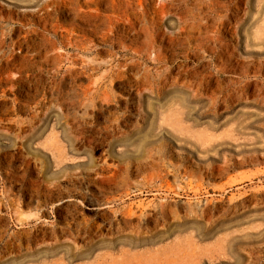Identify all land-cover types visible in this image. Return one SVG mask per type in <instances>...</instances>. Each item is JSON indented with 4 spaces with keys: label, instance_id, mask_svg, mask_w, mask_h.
<instances>
[{
    "label": "rangeland",
    "instance_id": "374dc122",
    "mask_svg": "<svg viewBox=\"0 0 264 264\" xmlns=\"http://www.w3.org/2000/svg\"><path fill=\"white\" fill-rule=\"evenodd\" d=\"M263 109L264 0H0V264H264V163L219 168L232 129L245 127L250 154L264 152ZM180 118L192 130L211 125L214 171L191 157L192 143L179 146L181 129L189 134Z\"/></svg>",
    "mask_w": 264,
    "mask_h": 264
},
{
    "label": "bare ground",
    "instance_id": "6f19581e",
    "mask_svg": "<svg viewBox=\"0 0 264 264\" xmlns=\"http://www.w3.org/2000/svg\"><path fill=\"white\" fill-rule=\"evenodd\" d=\"M134 1H135V0H134ZM124 2H125V0H124ZM171 2H172V1H171ZM171 2H170V3H171ZM137 3H138V2H137ZM167 3H169V2L167 1ZM212 3H213V2H212ZM123 4H124V3H123ZM135 4H136V3H135ZM173 4H174V3H173ZM203 4H204V2H203ZM231 4H232V2H231ZM170 5L172 6V3H171ZM201 5H202V4H201ZM210 5H211V4H210ZM113 6H114V5H113ZM136 6H137V5H136ZM151 6H152V5H151ZM164 6H166V5H164ZM207 6H208V5H207ZM207 6H206V7H207ZM211 6H212V5H211ZM215 6H217V4H216ZM153 7H154V4H153ZM167 7H168V6H167ZM167 7H166V8H167ZM208 7H209V6H208ZM114 8H115V7H114ZM154 8H155V7H154ZM174 8H175V7H174ZM198 8H199V7H198ZM200 8H201V7H200ZM155 9H156V8H155ZM155 9H154V10H155ZM159 9H161V8H159ZM163 9H164V7H162V10H163ZM208 9H210V8H208ZM218 9H219V8H218ZM120 10H121V9H120ZM143 10H144V9H143ZM146 10H147V9H146ZM146 10H145V11H146ZM152 10H153V9H152ZM154 10H153V11H154ZM165 10H166V9H165ZM213 10H214V8H213ZM127 11H128V10H127ZM148 11H149V10H148ZM148 11H147V12H148ZM157 11H158V10H157ZM157 11H156V12H157ZM159 11H160V10H159ZM198 11H199V10H198ZM121 12H122V10H121ZM136 12H137V11H136ZM136 12H135V14H136ZM163 12H164V11H163ZM163 12H162V13H163ZM167 12H168V10H166L165 14H167ZM169 12H170V11H169ZM176 12H177V11H176ZM203 12H204V11H203ZM214 12H215V11H214ZM124 13H125V12H124ZM130 13H131V12H130ZM157 13H158V12H157ZM211 13H212V12H211ZM135 14H134V16H136ZM159 14H160V13H159ZM159 14H158V15H159ZM165 14H164V15H165ZM171 14H173V12H172ZM177 14H178V13H177ZM214 14H215V13H214ZM216 14H217V13H216ZM123 15H126V14H123ZM152 15H154V13H153ZM174 15H176L175 12H174ZM181 15H182V14H181ZM218 15H220V13H219ZM120 16H121V15H120ZM128 16H129V15H128ZM137 16H138V15H137ZM150 16H151V15H150ZM178 16L180 17V14H179ZM205 16H206V15H205ZM141 17H142V16H141ZM183 17H184V16H183ZM203 17H204V16H203ZM203 17H201V18H203ZM206 17H207V16H206ZM145 18H146V17H145ZM147 18H148V17H147ZM218 18H219V17H218ZM134 19H135V18H134ZM199 19H200V17H199ZM136 20H137V19H136ZM141 20H142V19H141ZM143 20H144V18H143ZM143 20H142V21H143ZM145 20H146V19H145ZM147 20H149V19H147ZM147 20H146V21H147ZM205 20H206V19H205ZM210 20H211V19H210ZM217 20H218V19H217ZM153 21H154V20H153ZM159 21H160V20H159ZM207 21H208V20H207ZM213 21H214V20H213ZM135 22H136V21H135ZM147 22H148V21H147ZM151 22H152V20H151ZM208 22H209V21H208ZM215 22H216V21H215ZM215 22H214V23H215ZM144 23H145V22H144ZM214 23H213V25H214ZM141 24H142V23H141ZM204 24H205V23H204ZM127 25H128V24H127ZM129 25H130V24H129ZM207 25H208V24H207ZM140 26H141V25H140ZM144 26H147L146 23L144 24ZM148 26H149V24H148ZM148 26H147V27H148ZM195 26H196V25H195ZM205 26H206V25H205ZM201 27H202V26H201ZM203 27H204V26H203ZM210 27H211V26H210ZM130 28H131V27H130ZM136 28H137V27H136ZM142 29H143V27H142ZM144 29H145V27H144ZM146 29H147V28H146ZM93 30H94V29H92V31H93ZM196 30H197V29H196ZM202 30H203V29H202ZM202 30H201V31H202ZM205 30H207V29H205ZM131 31H132V30H131ZM141 31H143V30H141ZM147 32H148V30H147ZM204 32H205V31H204ZM207 32H209V30H208ZM210 32H211V30H210ZM212 32H213V30H212ZM133 33H134V32H133ZM144 33H146V32H144ZM205 33H206V32H205ZM206 34H207V33H206ZM214 34H215V33H214ZM133 35H134V34H133ZM217 35H219V34H217ZM146 36H147V35H146ZM152 36H153V35H152ZM200 36H201V35H200ZM202 36H203V35H202ZM214 36H215V35H214ZM147 37H148V36H147ZM214 38H215V37H214ZM171 39H172V38H171ZM173 39H174V38H173ZM192 39H193V38H192ZM215 39H217V38H215ZM68 40H69V39H68ZM73 40H74V39H73ZM182 41H183V40H182ZM182 41H181V42H182ZM186 41H188V40H186ZM163 42H164V40H163ZM205 42H206V41H205ZM210 42H211V41H210ZM212 42H213V41H212ZM70 43H71V42H70ZM169 43H170V42H169ZM182 43H183V42H182ZM198 43H199V42H198ZM206 44H207V43H206ZM208 44H209V43H208ZM182 45H183V44H182ZM189 45H190V44H189ZM192 45H193V44H192ZM198 45H199V44H198ZM198 45H197V46H198ZM211 45H212V44H211ZM215 45H216V44H215ZM195 46H196V45H195ZM181 47H182V46H181ZM183 47H184V46H183ZM187 47H188V46H187ZM209 47H211V46H209ZM123 48H124V47H123ZM199 48H201V47H199ZM212 48H213V47H211L209 50L211 51ZM217 48H218V47H217ZM133 49H135V48H133ZM139 49H140V48H139ZM203 49H204V48H203ZM128 50H129V49H128ZM130 50H131V49H130ZM141 50H142V49H141ZM156 50H157V48H156ZM193 50H194V49H193ZM217 50H218V49H217ZM232 50H233V49H232ZM132 51H133V50H132ZM138 51H139V50H138ZM162 51H163V50H162ZM202 51H203V50H202ZM136 52H137V51H136ZM160 52H161V51H160ZM186 52H187V51H186ZM213 52H214V50H213ZM137 53H138V52H137ZM161 53H162V52H161ZM195 53H196V51H195ZM195 53H194V54H195ZM202 53H204V52H202ZM139 54H141V53H139ZM157 55H158V54H157ZM192 55H193V54H192ZM192 55H191V56H192ZM214 55H215V54H214ZM219 55H220V54H219ZM187 56H188V55H187ZM197 56H198V55H197ZM161 57H162V56H161ZM209 57H210V56H209ZM159 58H160V57H159ZM156 59H157V58H156ZM130 60H131V59H130ZM130 60H129V61H130ZM208 60H209V59H208ZM241 60H242V59H241ZM219 61H220V58H219ZM124 62H125V61H124ZM207 62H209V61H207ZM129 63H130V62H129ZM157 63H158V62H157ZM209 63H210V62H209ZM235 63H237V62H235ZM127 64H128V63H127ZM130 65H131V64H130ZM204 65H205V64H204ZM208 65H209V64H208ZM216 65H217V64H216ZM223 65H224V64H223ZM238 65H239V64H238ZM117 66H118V65H117ZM119 66H120V65H119ZM126 66H127V65H126ZM199 66H200V65H199ZM201 66H202V65H201ZM220 66H222V65L220 64ZM115 67H116V66H115ZM120 67H121V66H120ZM127 67H129V66H127ZM194 67H195V66H194ZM196 67H197V66H196ZM205 67H206V66H205ZM232 67H233V66H232ZM186 68H187V67H186ZM198 68H199V67H198ZM198 68H197V69H198ZM219 68H221V67H219ZM226 68H227V67H226ZM112 69H113V68H112ZM116 69H117V68H116ZM118 69L120 70V68H118ZM179 69H180V68H179ZM191 69H192V68H191ZM230 69H231V67H230ZM243 69H244V68H243ZM119 70H118V71H119ZM184 70H185V67H184ZM199 70H200V69H199ZM224 70H225V69H224ZM118 71H117V72H118ZM168 71H169V70H168ZM180 71H181V70H180ZM196 71H197V70H196ZM210 71H211V70H210ZM109 72H110V71H109ZM109 72H108V73H109ZM197 72H198V71H197ZM207 72H209V71H207ZM216 72H217V71H216ZM119 73H121V72H119ZM122 73H123V72H122ZM122 73H121V75H122ZM162 73L164 74V72H162ZM162 73H161V74H162ZM191 73H192V72H191ZM193 73H194V72H193ZM201 73H202V72H201ZM205 73H206V72H205ZM213 73H214V72H213ZM111 74H112V73H111ZM159 74H160V73H159ZM208 74H209V73H208ZM208 74H207V75H208ZM164 75H165V74H164ZM167 75H169V74H167ZM179 75H180V74H179ZM185 75H186V74H185ZM190 75H192V74H190ZM201 75H202V74H201ZM209 75H210V74H209ZM209 75H208V76H209ZM216 75H217V74H215V76H216ZM115 76H116V75H115ZM154 76H155V75H154ZM160 76H161V75H160ZM211 76H212V75H211ZM215 76H214V77H215ZM116 77H117V76H116ZM118 77H119V76H118ZM165 77H166V76H165ZM182 77H183V75H182ZM186 77H187V76H186ZM191 77H192V76H191ZM205 77H206V76H205ZM153 78H155V77H153ZM161 78H162V77H161ZM169 78H171V77H169ZM197 78H198V76H197ZM216 78H217V77H216ZM216 78H215V79H216ZM147 79H148V76H147ZM159 79H160V77H159ZM172 79H173V78H172ZM178 79H179V77H178ZM182 79H184V78H182ZM201 79H202V77H201ZM206 79H208V78L206 77ZM206 79H205V80H206ZM209 79H210V78H209ZM156 80H157V79H156ZM165 80H166V79H165ZM185 80H187V79H185ZM189 80H190V77H189ZM192 80H193V79H192ZM213 80H214V79H213ZM136 81H137V80H136ZM162 81H163V79H162ZM168 81H169V79H168ZM168 81H167V83H168ZM176 81H177V80H176ZM202 81H203V80H202ZM216 81H217V80H216ZM150 82H151V81H150ZM160 82H161V81H160ZM164 82H165V81H164ZM177 82H178V81H177ZM185 82H186V81H185ZM192 82H193V81H192ZM195 82H196V81H195ZM228 82H229V81H228ZM155 83H157V82H155ZM179 83H180V82H179ZM181 83H182V82H181ZM181 83H180V84H181ZM197 83H198V82H197ZM203 83H204V82H203ZM203 83H202V84H203ZM207 83H208V82H207ZM217 83H218V82H217ZM231 83H232V81H230V84H231ZM142 84H143V83H142ZM174 84H175V83H174ZM187 84H188V83H187ZM194 84H196V83H194ZM210 84H211V83H210ZM220 84H221V83H220ZM140 85H141V84H140ZM140 85H139V86H140ZM165 85H167V84H165ZM175 85H176V84H175ZM177 85H178V84H177ZM185 85H186V84H185ZM197 85H198V84H197ZM227 85H228V84H227ZM233 85H234V84H233ZM139 86H137V87H139ZM158 86H159V84H158ZM160 86H161V85H160ZM191 86H192V85H191ZM211 86H212V85H211ZM150 87H151V86H150ZM155 87H156V86H155ZM181 87H183V86H181ZM188 87H189V86H188ZM188 87H187V88H188ZM203 87H204V84H203ZM229 87H230V86H229ZM233 87H234V86H233ZM139 88H140V87H139ZM158 88H159V87H158ZM163 88H164V87H163ZM163 88H161V89H163ZM185 88H186V86H185ZM190 88L192 89L193 87H190ZM200 88H202V87H201V85H200V83H199L197 89L199 90ZM217 88H218V87H217ZM221 88H222V87H221ZM223 88H225V87H223ZM231 88H232V87H231ZM231 88H230L229 90H231ZM241 88H242V87H241ZM149 89H150V88H149ZM178 89H180V87H179ZM227 89H228V88H227ZM155 90H156V89H155ZM173 90H174V88H173ZM205 90H206V89H205ZM241 90H242V89H241ZM159 91H160V90H159ZM184 91H185V89H184ZM187 91H188V90H187ZM189 91H190V90H189ZM191 91H192V90H191ZM194 91H195V90H194ZM194 91H193V92H194ZM208 91H209V90H208ZM211 91H213V90H211ZM211 91H210V92H211ZM214 91H215V90H214ZM239 91H240V90H239ZM162 92H164V91L162 90L161 93H162ZM174 92H175V90H174ZM185 92H186V91H185ZM202 92H203V90H202ZM228 92H229V91H228ZM157 93H158V92H157ZM159 93H160V92H159ZM161 93H160V94H161ZM179 93L182 94V92H179ZM188 93H190V92H188ZM208 93H209V92H207V94H208ZM225 93H226V92H225ZM225 93H224V94H225ZM229 93H230V92H229ZM229 93H228V94H229ZM235 93H236V92H235ZM240 93H241V92H240ZM240 93H239V94H240ZM242 93H243V92H242ZM160 94H158V95H160ZM164 94H165V93H164ZM166 94H168V92H167ZM197 94H198V93H197ZM203 94L205 95V92L202 93V96H204ZM209 94H211V93H209ZM224 94H223V95H224ZM232 94H233V93H232ZM236 94H237V93H236ZM162 95H163V94H162ZM162 95H161V96H162ZM177 95H178V94H177ZM177 95H176V96H177ZM198 95H199V94H198ZM173 96H174V95H173ZM176 96H174V97H176ZM178 96H179V95H178ZM178 96H177L176 98H178ZM207 96H209V95H207ZM207 96H206V98H207ZM212 96H213V94H212ZM218 96H220V95H218ZM226 96H227V94H226ZM230 96H231V95H230ZM162 97H163V96H162ZM181 97H183V94H182V96H180V98H181ZM196 97H197V96H196ZM200 97H201V95L199 96V98H200ZM224 97H225V96H224ZM235 97H236V96H235ZM241 97H242V96H241ZM159 98H160V97H159ZM167 98H168V97H167ZM167 98H166V100H167ZM194 98H195V97H194ZM210 98H211V97H210ZM221 98H222V97H221ZM225 98H226V97H225ZM228 98H230V97H228ZM232 98H234V96H233ZM242 98H243V97H242ZM110 99H111V98H110ZM178 99H179V98H178ZM187 99H189V98H187ZM236 99H239V98H236ZM236 99H235V101H236ZM244 99H245V98H244ZM244 99H243V101H244ZM256 99H257V98H256ZM169 100H170V97H169ZM176 100H177V99H176ZM181 100H182V98H181ZM181 100H180V101H181ZM190 100H191V98H190ZM199 100H200V99H199ZM199 100H198V101H199ZM207 100H208V99H207ZM207 100H206V101H207ZM227 100H229V99H227ZM232 100H234V99H232ZM193 101H195V100H193ZM221 101H222V100H221ZM239 101H240V100H239ZM163 102H164V101H163ZM173 102H174V101H173ZM181 102H182V101H181ZM186 102H187V101H186ZM200 102H202V100H201ZM216 102H217V101H216ZM216 102H215V103H216ZM245 102H246V101H245ZM110 103H111V100H110ZM165 103H166V102H165ZM167 103H168V102H167ZM169 103H170V102H169ZM171 103H172V101H171ZM187 103H191V102H187ZM196 103H197V102H196ZM221 103H223V102H221ZM227 103H228V102H227ZM233 103H234V102H233ZM162 104H164V103H162ZM178 104H179V105H182V103L180 104L179 102H178ZM178 104H175V105H178ZM202 104H203V103H202ZM224 104H225V103H224ZM224 104H223V105H224ZM239 104H240V103H239ZM248 104L250 105V102H249ZM248 104H247V105H248ZM168 105H172V104H168ZM173 105H174V104H173ZM173 105H172V106H173ZM175 105H174V106H175ZM183 105H184V104H183ZM183 105H182V106H183ZM194 105H195V104H194ZM214 105H215V104H214ZM214 105H213V107H214ZM240 105H242V104H240ZM245 105H246V104H245ZM164 106H165V105H164ZM164 106H162V107H164ZM224 106H225V105H224ZM229 106H230V105H229ZM232 106H233V105H232ZM178 107H179V106H178ZM190 107H191V106H189V108H190ZM210 107H211V106H210ZM215 107H216V106H215ZM233 107H235V106H233ZM168 108H169V106H168ZM170 108H172V107H170ZM173 108H174V107H173ZM179 108H180V107H179ZM181 108H182V107H181ZM181 108H180V109H181ZM185 108H186V107H185ZM165 109H166V108H165ZM208 109H209V108H208ZM214 109H215V108H214ZM214 109H213V110H214ZM161 110H162V108H161ZM161 110H160V111H161ZM168 110H169V109H168ZM168 110H166V111H168ZM170 110L172 111V110H174V109H170ZM170 110H169V112H170ZM176 110H177V108H176ZM187 110H188V109H187ZM211 110H212V109H211ZM211 110H210V111H211ZM263 110H264V109H263ZM263 110H262V111H263ZM162 111H163V110H162ZM177 111H178V110H177ZM179 111H180V110H179ZM181 111H182V110H181ZM216 111H217V109H216ZM158 112H159V111H158ZM163 112H164V116L162 117V116L160 115L162 118H164V117H165V114H166L165 110H164ZM169 112H168V114H169ZM230 112H231V111H230ZM159 113H161V112H159ZM172 113H173V112H170L171 115H172ZM179 113H181V112H179ZM206 113H207V112H206ZM208 113H209V111H208ZM210 113L212 114V112H210ZM210 113H209V114H210ZM214 113H215V112H214ZM216 113H217V112H216ZM228 113H229V112H228ZM237 113H238V112H237ZM157 114H158V113H157ZM157 114H156V115H157ZM170 114L168 115L169 117H170ZM174 114H175V112H174ZM186 114H190V113H186ZM193 114H194V113H193ZM193 114H191V115H193ZM150 115H151V114H150ZM156 115H155V116H156ZM158 115H159V114H158ZM179 115H180V114H179ZM179 115H178V116H179ZM182 115H184V113H182ZM195 115H196V114H195ZM217 115H218V114H217ZM168 116H167V117H168ZM180 116H181V115H180ZM180 116H179V117H180ZM186 116H187V115H186ZM198 116H199V115H198ZM198 116H197V117H198ZM204 116H206V115L204 114ZM214 116H215V114H214ZM214 116H213V117H214ZM261 116H262V114H261ZM157 117H158V116H157ZM157 117H156V118H157ZM167 117H166V118H167ZM169 117H168V118H169ZM197 117H196V118H197ZM199 117H200V116H199ZM208 117H209V116H208ZM208 117H207V118H208ZM210 117H211V119H212V116H210ZM154 118H155V117H154ZM156 118H155V119H156ZM159 118H160V117H159ZM171 118H172V117H171ZM192 118H193V117H192ZM196 118H195V119H196ZM215 118H216V116H215ZM160 119H161V118H160ZM174 119H175V118H173L172 121H173ZM176 119H177V118H176ZM176 119H175V120H176ZM187 119H188V118H187ZM189 119H190V118H189ZM198 119H199V118H198ZM216 119H217V118H216ZM182 120H183V119H181V118L177 120L179 125H180V124H183V125L185 124L186 121L183 123ZM203 120H204V119H203ZM159 121H160V120H159ZM168 121H169V120H168ZM168 121H167V122H168ZM170 121H171V120H170ZM170 121L168 122V125L170 124ZM172 121H171V122H172ZM177 121H176V122H177ZM187 121H188V120H187ZM213 121H214V120H213ZM225 121H226V120H225ZM233 121H234V120H233ZM176 122H174V123L172 122V123H173L172 126H173L174 124L176 125ZM179 122H180V123H179ZM181 122H182V123H181ZM189 122H190V121H189ZM203 122H204V121H203ZM218 122H219V121H218ZM223 122H224V121H223ZM230 122H231V121H230ZM234 122H236V121H234ZM196 123H198V122H196ZM211 123H212V122H211ZM213 123H217V122H213ZM245 123H246V122H245ZM161 124H162V123H161ZM166 124H167V123H166ZM186 124H187V123H186ZM186 124H185V126H186ZM188 124H189V123H188ZM188 124H187V125H188ZM231 124H232V123H231ZM231 124H230V126H231ZM242 124H243V123H242ZM175 125H174V127H175ZM190 125H191V124H190ZM190 125H189V127L186 126L187 130L184 128L185 126H182V125H181L182 128H184V129L187 131V134L189 133L188 136L185 135V137H183V134H184L183 129H181V130H182V131H181L182 135H181V133H180V134H179V137H177V136H178V133L180 132V128L178 127V128H179V129H178V128L176 127V128L179 130V132L177 133V132H176L177 129L175 128V129H176V130H175L174 127H172V128L174 129L175 133H177V136H176V135H175V136H176V137L178 138V140H179V141L177 140L178 143H180V145H179V144H178V145H179L180 147H186V146H185L186 143H192V145L194 146L193 149L199 151L200 154H199V153H195L194 150H193V151H191V152H193L194 154H193L191 157H192V158L195 157V159H197V160H199V161L201 162L200 165H201L202 167L207 168L209 171L212 172V171H214V170L217 168V166H213L212 164H210V163L208 162V157L211 156L210 153L213 152V150H215L214 145L211 144L213 141H215V140L212 141V139H211L212 136L214 135V133H213V135H211V131H212L213 129L210 130V132H209V129H208V128L211 127V125H210L209 127H208V125H207V129H208V130H207L206 128H205V129L203 128V130H199V131H198V130H195V129L192 130V127H190ZM196 125H197V124H196ZM201 125H202V124H201ZM214 125H215V124H214ZM236 125H237V124H236ZM249 125H251V124H249ZM162 126H164V124H163ZM170 126H171V125H170ZM194 126H195V124H194ZM199 126H200V124H199ZM205 126H206V125H205ZM205 126H203V127H205ZM216 126H217V125H216ZM232 126H233V124H232ZM232 126H231V127H232ZM253 126H254V125H253ZM256 126H257V125H256ZM109 127H110V125H109ZM136 127H137V126H136ZM167 127H169V126H167ZM196 127H197V126H196ZM217 127H218V126H217ZM231 127H230V128H231ZM250 127H251V126H250ZM260 127H261V126H260ZM110 128H111V127H110ZM142 128H143V127H142ZM142 128H140V129H142ZM170 128H171V127H170ZM170 128H169V130H170ZM172 128H171V129H172ZM212 128H213V126H212ZM225 128H226V127H225ZM225 128H224V129H225ZM228 128H229V126H228ZM228 128H227V129H228ZM254 128H255V126H254ZM106 129H107V128H106ZM108 129H109V128H108ZM138 129H139V127H138ZM159 129H160V128H159ZM199 129H200V128H199ZM201 129H202V128H201ZM210 129H211V128H210ZM222 129H223V128H222ZM224 129H223V131H224ZM244 129H245V127L243 128V130H244ZM246 129H249V128H246ZM258 129H259V128H258ZM258 129H257V130H258ZM160 130H161V129H160ZM178 130H177V131H178ZM217 130H218V128H217ZM243 130H242V131H243ZM252 130H253V128H252ZM114 131H115V130H114ZM134 131H136V130H134ZM227 131H228V130H226V132H227ZM236 131H237V132H236ZM242 131L240 130V128L237 129V130H236V129H232V130H231V134H228V135L230 136L229 139H231L232 141H234V143H233V142H230V141H226V142L221 143V146H222L223 148H222V152L220 153V156H221L222 158H224L223 166H219V168L221 167V168H222L221 170L224 171V172H222L221 174H225V173H227L228 171H230V169H232V168L234 169L235 167H243V166H245L246 163H248V162H253V163H254V162L258 161V160H261L262 163H264V152H263L261 155H260V154H257V155H256V154H250V152L253 153V150L255 151V148H247V145H245V144L242 143V142H239L241 139H246V138H243V133H242ZM255 131H256V129H255ZM258 131H259V130H258ZM112 132H113V131H112ZM216 132H217V131H216ZM249 132H250V131H249ZM256 132H257V131H256ZM262 132H263V131H262ZM133 133H134V132H133ZM133 133H132V134H133ZM220 133H221V131H219V134H218L219 136L221 135ZM224 133H225V132H223V135H224ZM228 133H229V132H228ZM263 133H264V132H263ZM108 134H109V133H108ZM117 134H118V133H117ZM117 134H116V135H117ZM123 134H125V133H123ZM126 134H127V133H126ZM126 134H125V135H126ZM129 134H130V132L128 133V135H129ZM140 134H141V133H140ZM247 134H248V133H247ZM247 134H246V135H247ZM249 134H250V133H249ZM249 134H248V135H249ZM113 135H114V134H113ZM121 135H122V132H121ZM125 135H124V136H125ZM128 135H126V136H128ZM135 135H136V134H135ZM153 135H154V134H153ZM153 135H151V136H153ZM246 135H245V136H246ZM111 136H112V135H111ZM117 136H118V135H117ZM119 136H120V135H119ZM124 136H123V137H124ZM129 136H130V135H129ZM139 136H140V135H139ZM139 136H137V137L134 136V137H132V138H133V140H134L135 138H139ZM186 136H187V137H186ZM189 136H190V137H189ZM198 136L201 137V138L198 139V138H197ZM250 136H252V135H250ZM250 136H248V137H250ZM123 137H122V138H123ZM154 137H155V135H154ZM162 137H163V135H162ZM176 137H175V138H176ZM224 137H226V136L224 135ZM254 137H255V136H254ZM108 138H109V137H108ZM112 138H113V137H112ZM112 138H111V139H112ZM152 138H153V137H152ZM155 138H156V137H155ZM194 138H195V141L193 140ZM209 138H210V139H209ZM216 138H217V137H216ZM256 138H258V137H256ZM119 139H121V138H119ZM119 139H118V140H119ZM125 139H126V138H125ZM219 139H221V136H220ZM226 139H227V137H226ZM123 140H124V139H123ZM133 140L131 139V141H133ZM143 140H144V139H143ZM115 141H116V140H115ZM134 141H136V140H134ZM140 141H141V140H140ZM177 141H176V142H177ZM245 141H246V140H245ZM248 141H249V140H248ZM116 142H118V141H116ZM116 142H114V143H116ZM155 142H156V141H155ZM183 142H185V144H184ZM221 142H222V141H221ZM236 142H237V143H236ZM122 143H123V142H122ZM127 143H128V142H127ZM149 143L152 144V143H154V142L152 141V143H151V142H149ZM181 143H183L184 146L181 145ZM227 143H231V144L234 146V148H233V147H229V146L227 145ZM123 144L127 145L126 143H123ZM134 144H135V143H133V146H135ZM262 144H263V143H262ZM111 145H112V144H111ZM115 145L117 146V144H115ZM119 145H120V143H119ZM129 145H132V143H130ZM140 145H142V143H141ZM148 145H149V144H148ZM192 145H190V146H192ZM232 145H231V146H232ZM250 145H251V144H250ZM121 146H122V145H121ZM142 146H143V145H142ZM142 146H140V147H142ZM150 146H151V145H150ZM218 146H219V145H218ZM127 147H130V146L127 145ZM131 147H132V146H131ZM144 147H145V146H144ZM124 148H125V147H124ZM138 149L140 150V148H138ZM142 149H143V148H142ZM144 149H145V148H144ZM144 149H143V150H144ZM153 149H154V147H153ZM153 149H152V150H153ZM179 149H180V148H179ZM130 150H132V149H130ZM143 150H142V151H143ZM180 150H181V149H180ZM217 150H218V149L216 148V151H214V152H217ZM220 150H221V149H220ZM168 151H169V150H168ZM121 152H122V151H121ZM139 152H140V151H139ZM154 152H155V151H154ZM165 152L167 153V151H165ZM232 152H236L237 155H238V158H237V159H238V162H237V163H234V164H231V163H232V161H231V160H232ZM140 153H141V152H140ZM148 153H149V150H148ZM158 153H159V152H158ZM223 153H224V154H223ZM248 153H249V154H248ZM151 154H152V152H151ZM163 154H164V152H163ZM179 154H180V153H179ZM217 154H218V153H216V155H217ZM146 155H147V154H146ZM149 155H150V154H149ZM164 155H165V154H164ZM152 156H153V155H152ZM218 156H219V154H218ZM211 157H212V156H211ZM137 158H138V157H137ZM150 158H151V157H150ZM157 158H159V157H157ZM157 158H156V161H157ZM161 158H162V157H161ZM165 158H166V157H165ZM165 158H162V159L164 160ZM192 158H191V162H193ZM169 159H170V158H169ZM209 159H210V158H209ZM220 159H221V158H220ZM160 160H161V159H160ZM163 160H162V161H163ZM221 160H222V159H221ZM148 161H149V160H148ZM166 161H167V160H166ZM183 161H184V160H183ZM210 161H211V159H210ZM230 161H231V162H230ZM154 162H155V161H154ZM164 162H165V161H164ZM220 162H221V161H220ZM157 163H158V162H157ZM160 163H161V162H160ZM184 163H185V162H184ZM211 163H212V162H211ZM221 163H222V162H221ZM221 163H220V164H221ZM149 164H150V163H149ZM165 164H166V163H165ZM167 164H168V163H167ZM169 164H170V162H169ZM169 164H168V165H169ZM186 164H187V163H186ZM139 165H140V164H139ZM173 165H174V164H173ZM183 165H184V164H183ZM183 165H181V168H183V167H182ZM252 165H253V164H252ZM158 166H159V165H158ZM160 166H161V165H160ZM162 166H163V165H162ZM162 166H161V167H162ZM166 166H167V165H166ZM166 166H164L165 169H166ZM174 166H175V165H174ZM247 166H248V164H247ZM247 166H246V167H247ZM118 167H119V166H118ZM170 167H171V166H170ZM176 167H177V166H176ZM251 167H252V166H251ZM152 168H153V169H154V168L156 169V167H152ZM178 168H179V166H178ZM219 168H218V169H219ZM157 169H159V168H157ZM167 170H168V168H167ZM208 170H207V171H208ZM153 171H155V170H153ZM180 171H182V169H181ZM207 171H206V172H207ZM231 171H232V170H231ZM157 172H158V171H157ZM161 172H162V171H161ZM161 172H160V174H161ZM183 172H184V169H183ZM166 173H167V172H166ZM177 173H179V172H177ZM180 173H181V172H180ZM195 173H196V172H195ZM200 173H201V172H200ZM263 173H264V172H263ZM263 173H262V174H263ZM172 174H173V173H172ZM191 174H192V173H191ZM100 175H101V174H100ZM166 175H167V174H166ZM182 175H183V174H182ZM186 175H187V174H186ZM186 175H185V176H186ZM196 175H197V174H196ZM116 176H117V175H116ZM160 176H161V175H160ZM170 176H171V174H170ZM175 176H176V174H175ZM183 176H184V175H183ZM183 176H182V177H183ZM192 176H193V175H192ZM211 176H212V175H211ZM211 176H210V177H211ZM219 176H220V175H219ZM221 176H222V175H221ZM221 176H220V178H221ZM108 177H109V179H111L110 176H108ZM108 177H107V178H108ZM151 177H152V176H151ZM156 177H157V176H156ZM176 177H177V176H176ZM204 177H205V176H204ZM210 177H208V178H210ZM259 177H260V176H259ZM93 178H94V177H93ZM98 178H100V177H98ZM101 178H102V176H101ZM101 178H100V179H101ZM114 178H116V177L114 176ZM122 178H123V177H122ZM152 178H153V177H152ZM165 178L169 179V178L166 177V176H165ZM184 178H185V177H184ZM201 178H202V177H201ZM109 179H107V180H109ZM149 179H150V177H149ZM149 179H148V181H149ZM161 179H162V178H161ZM175 179H176V178H175ZM178 179H179V178H178ZM182 179H183V178H182ZM192 179H193V178H192ZM197 179H198V178H197ZM199 179H200V178H199ZM210 179H211V178H210ZM215 179H216V178H215ZM224 179H225V178H224ZM79 180H80V178H79ZM89 180H90V179H89ZM103 180H105V177H104ZM103 180H102V181H103ZM119 180H120V179H119ZM119 180H118V181H119ZM162 180H164V179H162ZM183 180L185 181V179H183ZM186 180H187V179H186ZM212 180H213V179H212ZM110 181H111V180H110ZM205 181H206V180H205ZM257 181H259V179H257ZM157 182H158V181H157ZM161 182H163V181H161ZM178 182H179V181H178ZM178 182H177V183H178ZM209 182H210V181H209ZM92 183H93V182H92ZM111 183H112V182H111ZM150 183H151V182H150ZM163 183H164V182H163ZM175 183H176V182H175ZM180 183H181V182H180ZM196 183H197V182H196ZM205 183H207V185H208V182H205ZM262 183H263V182H262ZM90 184H91V183H90ZM118 184H119V183H118ZM123 184H124V183H123ZM147 184H148V183H147ZM151 184H152V183H151ZM164 184H165V183H164ZM168 184H169V183H168ZM203 184H204V183H203ZM259 184H260V183H259ZM178 185H179V184H178ZM178 185H177V187H178ZM184 185H187V183L184 184ZM209 185H211V184H209ZM209 185H208V186H209ZM244 185H245V184H244ZM172 186H173V185H172ZM174 186H176V185H174ZM187 186H188V185H187ZM247 186H248V185H247ZM249 186H250V185H249ZM249 186H248V187H249ZM180 187H181V186H180ZM180 187H179V188H180ZM194 187H195V186H194ZM204 187H205V184H204ZM252 187H253V186H252ZM184 188H185V187H184ZM195 188H196V187H195ZM180 189H181V188H180ZM180 189H179V190H180ZM182 189H183V188H182ZM192 189H193V188H192ZM243 189H244V188H243ZM245 189H246V188H245ZM185 190H186V189H185ZM209 190H210V189H209ZM246 191H247V190H246ZM261 191H262V190H261ZM261 191H260V192H261ZM225 192H226V191H225ZM231 192H232V191H231ZM206 194H207V193H206ZM252 195H253V194H252ZM256 195H257V194H256ZM199 196H200V195H199ZM208 196H209V195H208ZM210 196H211V195H210ZM210 196H209V197H210ZM194 197L196 198V196H194ZM203 197H204V196H203ZM231 197H233V196H231ZM234 197H235V196H234ZM238 197H239V196H238ZM252 197H253V196H252ZM258 197H259V196H257L256 198L259 199ZM253 198H254V197H253ZM208 199H209V198H208ZM166 200L168 201V199H166ZM205 200H206V199H205ZM243 200H244V199H243ZM254 200H255V199H254ZM167 201H165V202H167ZM194 201H195V200H194ZM201 201H202V199H201ZM238 201H239V200H238ZM259 201H262V200H259ZM198 202H199V201H198ZM198 202H197V204H198ZM203 202H204V201H203ZM210 202H211V201H210ZM214 202H215V201H214ZM214 202H213V203H214ZM230 202H231V201H230ZM239 202H240V201H239ZM257 202H258V201H257ZM190 203H191V202H190ZM190 203H189V204H190ZM206 203H207V202H206ZM241 203H242V202H241ZM251 203L253 204V202H251ZM255 203H256V202H255ZM161 204H162V203H161ZM163 204H164V202H163ZM189 204H188V205H189ZM257 204H258V203H257ZM262 204H263V203H262ZM154 205H155V204H154ZM154 205H152V206L155 207ZM159 205H160V204H159ZM190 205H191V204H190ZM201 205H202V204H201ZM209 205H210V204H209ZM233 205H234V204H233ZM260 205H261V204H260ZM260 205H259V206H260ZM263 205H264V204H263ZM165 206L167 207V203H166V205H164V207H165ZM234 206H235V205H234ZM249 206H250V205H249ZM261 206H262V205H261ZM130 207H131V206H130ZM140 207H141V206H140ZM144 207H145V206H144ZM146 207H149V206H146ZM153 207H150V208H153ZM164 207L162 206L161 209H163ZM205 207H206V206H205ZM213 207H214V206H213ZM239 207H240V206H238V208H239ZM244 207H245V206H244ZM253 207H254V206H253ZM257 207H258V205H257ZM174 208H175V207H174ZM200 208H201V207H200ZM251 208H252V207H251ZM260 208H261V207H260ZM153 209H154V208H153ZM161 209H159V210H161ZM165 209H166V208H165ZM168 209H169V208H168ZM189 209H190V208H189ZM232 209H233V208H232ZM240 209H241V208H240ZM242 209H243V208H242ZM245 209H247V208H245ZM254 209H255V208H254ZM256 209H257V208H256ZM122 210H123V209H122ZM129 210H130V209H129ZM138 210H139V209H138ZM138 210H137V211H138ZM147 210H148V209H147ZM150 210H151V209H150ZM201 210H202V209H201ZM201 210H200V211H201ZM214 210H215V209H214ZM257 210L259 211V209H257ZM134 211H135V210H134ZM140 211H141V209H140ZM143 211H144V210H143ZM143 211H142V215L144 214ZM154 211H155V210H154ZM156 211H157V209H156ZM163 211H164V210H163ZM170 211H172V210H170ZM170 211H169V212H170ZM173 211H176V210L173 209ZM212 211H213V210H212ZM240 211H241V210H240ZM245 211H246V210H245ZM247 211H248V210H247ZM127 212H129V211H127ZM157 212H158V211H157ZM201 212H202V214L205 216V215L207 214V209H203V211H201ZM250 212H251V211H250ZM250 212H249V214H250ZM253 212H254V210H253ZM148 214H149V212H148ZM148 214H147V215H148ZM162 214H163V212H162ZM165 214H168V212L165 211ZM171 214H172V212H171ZM174 214H175V212H174ZM210 214H211V212H210ZM232 214H234V212H232ZM242 214H243V212H242ZM242 214H241V215H242ZM128 215H130V214H128ZM133 215H134V214H133ZM150 215H151V211H150ZM168 215H169V214H168ZM191 215H193V214H191ZM196 215H197V214H195L194 216L196 217ZM203 215H202V217H203ZM238 215H239V211H238ZM246 215H247V214H246ZM135 216H136V215H135ZM137 216H138V212H137ZM148 216H149V215H148ZM148 216H147V217H148ZM164 216H165V215H164ZM176 216H177V215H176ZM194 216H192V217L194 218ZM211 216H213V215H211ZM231 216H233V215H231ZM231 216H230V217H231ZM254 216H256V214H255ZM122 217H123V216H122ZM133 217H134V216H133ZM138 217H139V216H138ZM138 217H137V218H138ZM142 217H143V216H142ZM168 217H169V216H168ZM168 217H166V218H168ZM217 217H218V216H217ZM123 218H124V217H123ZM127 218H128V216H127ZM130 218H131V217H130ZM135 218H136V217H135ZM140 218H141V214H140ZM143 218H144V217H143ZM143 218H142V219H143ZM148 218H149V217H148ZM153 218H154V216H153ZM163 218H164V217H163ZM171 218L173 219L172 216L170 217V219H171ZM176 218H177V217H175V219H176ZM228 218H229V217H228ZM241 218H242V217H241ZM241 218H240V220H241ZM251 218H252V217H251ZM251 218H250V219H251ZM144 219H145V218H144ZM146 219H147V218H146ZM170 219H169V220H170ZM198 219H199V218H198ZM209 219H211V218H209ZM230 219H231V218L226 219V220H230ZM232 219H233V218H232ZM131 220H132V219H131ZM147 220H148V219H147ZM155 220H156V222H157V219H155ZM164 220H165V223L167 224L168 221L166 222V219H164ZM191 220H192V218H191ZM194 220H195V219H194ZM216 220H217V219H216ZM218 220H219V218H218ZM236 220H237V219H236ZM238 220H239V219H238ZM245 220H246V218H245ZM258 220H259V219H258ZM262 220H263V219H261V221H262ZM144 221H145V220H144ZM144 221H143V222H144ZM200 221H201V220H200ZM255 221H256V219H255ZM141 222H142V221H141ZM150 222H151V221H150ZM163 222H164V221H163ZM186 222H187V220L185 221V223H186ZM189 222H190V221H189ZM195 222H196V221H195ZM198 222H199V221H198ZM206 222H207V221H206ZM210 222H211V220H210ZM216 222H217V221H216ZM216 222H215V221L212 222V225H213V223H216ZM224 222H225V221H224ZM235 222H236V221H235ZM248 222H249V225H250V221H248ZM252 222H253V221H252ZM263 222H264V221H263ZM263 222H262V223H263ZM183 223H184V222H183ZM193 223H194V222H193ZM222 223H223V221H222ZM222 223H221V224H222ZM244 223H245V221H244ZM244 223H243V225H244ZM137 224H138V223H137ZM189 224L191 225V222H190ZM194 224H195V223H194ZM246 224H248V223L246 222ZM253 224H254V223H253ZM256 224H259V223H255L254 225H256ZM155 225H156V224H155ZM164 225H165V224H164ZM183 225H184V224H182V226H183ZM190 225H189V226H190ZM200 225H201V224H200ZM237 225H238V224H237ZM240 225L242 226V224H240ZM254 225H253V227H254ZM187 226H188V225H187ZM194 226H195V225H194ZM194 226H193V228H194ZM203 226H204V225H203ZM203 226H202V227H203ZM218 226H219V225H218ZM226 226H227V225H226ZM229 226H230V225H229ZM241 226H240V227H241ZM258 226H259V225H258ZM258 226H257V227H258ZM155 227H156V226H155ZM183 227H184V226H183ZM191 227H192V225H191ZM191 227H189V229H190ZM207 227H208V226H207ZM244 227H246V226H244ZM166 228H167V227H166ZM178 228H179V227H178ZM187 228H188V227H186V229H185V227H184L185 231H187ZM231 228H232V226H231ZM262 228H263V227H262ZM155 229H156V228H155ZM170 229H171V228H170ZM180 229H183V228H180ZM180 229H179V230H180ZM194 229H195V228H194ZM228 229H229V227H228ZM228 229H227V231H229ZM238 229H239V228H238ZM258 229H259V227H258ZM258 229H256V230H258ZM241 230H242V229H241ZM248 230H250V229H248ZM248 230H247V231H248ZM254 230H255V229H254ZM254 230H252V226H251V231H254ZM256 230H255V231H256ZM148 231H149V230H148ZM159 231H160V230H159ZM159 231H158V232H159ZM167 231H168V230H167ZM172 231H173V230H172ZM182 231H184V230H182ZM188 231H189V230H188ZM192 231H194V230H192ZM219 231H220V230H219ZM232 231H235V230L233 229ZM239 231H240V230H239ZM239 231H237V232H238V235H240V234H239ZM255 231H254V232H255ZM139 232H140V231H139ZM153 232H154V231H153ZM153 232H152V234H153ZM170 232H171V231H170ZM203 232H204V231H203ZM205 232H206V231H205ZM209 232H210V231H209ZM241 232H243V230H242ZM248 232H249V231H248ZM137 233H138V231H137ZM163 233H164V232H163ZM174 233H175V232H174ZM184 233H185V232H184ZM188 233H191V232H188ZM207 233H208V232H207ZM213 233H214V231H213ZM215 233H216V232H215ZM226 233H227V232H226ZM230 233H231V231H230ZM233 233H235V232H233ZM146 234H147V233H146ZM178 234H179V232H178ZM191 234H192V233H191ZM193 234H195V233H193ZM217 234H218V232L216 233V235H217ZM219 234H220V233H219ZM139 235H140V234H139ZM155 235H157V233H156ZM182 235H183V234H182ZM205 235H206V234H205ZM209 235H210V234H209ZM214 235H215V234H214ZM227 235H228V234H227ZM245 235H246V234H245ZM255 235H256V234H255ZM166 236H167V235H166ZM170 236H172V235H170ZM183 236L185 237V235H183ZM188 236H189V237H188ZM188 236H187V237L190 238L191 235L188 234ZM192 236H194V235H192ZM198 236H199V237H197V236H196V237H197V238H200V235H198ZM222 236H223V233H222ZM235 236H236V235H235ZM235 236H234V237H235ZM249 236H250V235H249ZM135 237L137 238V237H138V234H137V236H134V238H135ZM141 237H142V236H141ZM146 237L148 238V235H147ZM146 237L144 238V242H145V240L147 239ZM201 237H202V236H201ZM206 237H207V236H206ZM210 237H211V235H210ZM210 237H209V238H210ZM217 237H218V236H217ZM154 238H155V237H154ZM156 238H157V237H156ZM159 238H160V236L158 235V239H159ZM163 238H164V236H163ZM166 238H167V237H166ZM181 238L183 239V237H181ZM181 238H180V239H181ZM197 238H196V240H197ZM213 238H214V237H213ZM215 238H216V237H215ZM225 238H227V237H223L221 241H223V239H225ZM131 239H133V238H131ZM142 239H143V238H142ZM177 239H178V238H177ZM182 239H181V240H182ZM186 239H187V238H186ZM194 239H195V238H194ZM194 239H193V240H194ZM202 239H203V238H202ZM219 239H221V237H220ZM137 240H138V239H137ZM140 240H141V239H140ZM151 240H152V239H151ZM156 240H157V239H156ZM161 240H162V238H161ZM184 240H185V238L183 239V242H184ZM187 240H188V239H187ZM189 240H191V239H189ZM198 240H199V239H198ZM205 240H206V238H205ZM215 240H216V239H215ZM217 240H218V238H217ZM229 240H230V238H229ZM142 241H143V240H142ZM149 241H150V240H149ZM207 241H208V240H207ZM209 241H210V240H209ZM221 241H219L218 243L220 244ZM225 241H226V240H224V242H225ZM135 242H136V241H135ZM180 242H181V241H180ZM185 242H186V241H185ZM185 242H184V244H185ZM192 242H193V241H192ZM195 242H196V241H195ZM216 242H217V241H216ZM230 242H231V241H230ZM230 242H229V243H230ZM131 243H132V242H131ZM142 243H143V242H142ZM151 243H152V242H151ZM155 243H156V242H155ZM155 243H154V244H155ZM160 243H161V242H160ZM176 243H177V242H176ZM176 243H175V245H177ZM190 243H191V242H190ZM190 243H189V245H190ZM196 243H197V242H196ZM232 243H233V242H232ZM146 244H147V243H146ZM152 244H153V243H152ZM157 244H158V243H157ZM170 244H171V243H170ZM181 244H182V243H181ZM187 244H188V242H186V245H187ZM192 244H193V243H192ZM194 244H195V243H194ZM197 244H198V243H197ZM197 244H196V245H197ZM131 245H132V247H135V246H133V244H131ZM135 245H137V244H135ZM138 245H139V244H138ZM143 245H144V244H143ZM150 245H151V244H150ZM155 245H156V244H155ZM160 245H161V244H160ZM168 245H169V244H168ZM178 245H179V244H178ZM186 245H184V246H186ZM205 245H207V244H205ZM215 245L217 246L216 243H215ZM215 245H213V246H215ZM224 245H226V243H224ZM234 245H235V243H234ZM146 246H147V245H146ZM156 246H157V245H156ZM158 246H159V245H158ZM163 246H164V245H163ZM163 246H161V247H163ZM165 246H167V245H165ZM169 246H170V245H169ZM169 246H168V247H169ZM172 246H174V244H173ZM182 246H183V245L178 246V247H182ZM191 246H192V245H190V248H193V246L195 247V245H193L192 247H191ZM197 246H198V245H197ZM197 246H196V247H197ZM199 246H200V245H199ZM203 246H204V245H203ZM216 246L214 247V249L216 248ZM221 246H223V245H222V244L219 245V247H221ZM129 247H130V246H129ZM141 247H142V244H141ZM168 247H167V248H168ZM178 247H177V249H178ZM206 247L210 248L211 246H209V244H208V246H206ZM233 247H234V246H233ZM147 248L149 249V247H147ZM147 248H146V249H147ZM155 248H156V247H155ZM157 248L160 249L159 247H157ZM172 248H173V247H172ZM217 248H218V246H217ZM223 248H225V247L223 246ZM140 249H141V248H140ZM153 249H154V248H153ZM153 249H151V250H153ZM169 249H170V251H171V250L173 251V249H171L170 247H169ZM174 249H175V248H174ZM181 249H182V248H181ZM181 249H180V250H181ZM185 249H186V247H185ZM199 249H200V248H197V251H198ZM203 249H204V248H203ZM218 249H219V248H218ZM226 249H227V248H226ZM129 250H131V248H130ZM144 250H145V249H144ZM163 250H164V249H163ZM166 250H167V252H168V249H166ZM191 250H194V249H191ZM195 250H196V248H195ZM200 250H202V248H201ZM205 250H206V249H205ZM211 250H212V248H211ZM221 250H222V249H221ZM123 251H124V250H123ZM141 251H142V250H141ZM149 251H150V249H149ZM155 251H157V249H155ZM158 251H160V250H158ZM170 251H169V252H170ZM188 251H190V249H188ZM188 251H187V252H188ZM216 251H217V250H216ZM223 251H224V250H223ZM235 251H236V250H235ZM125 252H126V249H125ZM125 252H124V253H125ZM146 252H147V251H145V254H146ZM164 252H166V251L164 250ZM175 252H178V251H175ZM179 252H180V251H179ZM179 252H178V253H179ZM184 252H185V251H184ZM184 252H183V253H184ZM187 252H186V253H187ZM195 252H196V251H195ZM195 252H194V253H195ZM201 252H203V250H202ZM210 252H211V251H210ZM220 252H221V251H220ZM151 253H152V251H151ZM173 253H174V251H173ZM189 253H190V252H189ZM189 253H187V254H189ZM198 253H199V252H198ZM127 254H128V253H127ZM127 254H124V255L126 256ZM139 254H141V253H139ZM156 254H157V252H156ZM156 254H155V255H156ZM158 254H159V253H158ZM181 254H182V253H181ZM196 254H197V253H196ZM128 255H129V256H128ZM128 255H127V256H128L129 258H127V260L130 259V257L132 256L131 254H128ZM143 255H144V253H143ZM143 255H142V257H143ZM151 255H154V252H153ZM164 255H166V254L164 253ZM185 255H186V254H185ZM135 256H136V255H135ZM139 256H140V255H139ZM186 256H187V255H186ZM128 261H129V260H128ZM125 262H126V259H125Z\"/></svg>",
    "mask_w": 264,
    "mask_h": 264
}]
</instances>
